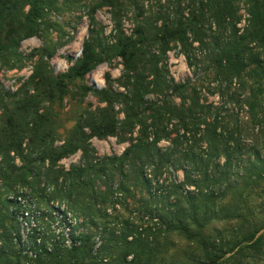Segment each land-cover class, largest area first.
Here are the masks:
<instances>
[{
    "label": "trees",
    "instance_id": "trees-1",
    "mask_svg": "<svg viewBox=\"0 0 264 264\" xmlns=\"http://www.w3.org/2000/svg\"><path fill=\"white\" fill-rule=\"evenodd\" d=\"M149 1L155 7L146 11ZM246 1L250 19L240 34L236 0L86 3L81 53L54 74L49 61L72 41L67 31L79 19L65 22L62 14L81 0H0V71L33 61L16 92L0 85V264H264V0ZM103 9L111 15L110 37L95 18ZM128 14L136 20L130 36L122 26ZM33 38L42 46L23 56L21 44ZM173 49L202 80L170 77ZM115 60L118 78L106 72L103 88L84 84ZM205 81L217 103L204 98ZM88 97L95 105L87 103L61 133L64 102L82 105ZM110 138L128 147L120 156L96 157L90 141ZM77 153L78 164L59 166ZM164 173L173 175L165 186ZM19 192L37 210L41 202L47 210L63 204L92 231L71 249L50 236L37 245L33 235L35 258L23 255V206L9 199ZM115 194L124 209L109 216ZM98 230L103 244L94 254Z\"/></svg>",
    "mask_w": 264,
    "mask_h": 264
},
{
    "label": "rangeland",
    "instance_id": "rangeland-1",
    "mask_svg": "<svg viewBox=\"0 0 264 264\" xmlns=\"http://www.w3.org/2000/svg\"><path fill=\"white\" fill-rule=\"evenodd\" d=\"M92 1L94 0H81V2L77 4V6L71 7V12H68L67 10H65L64 13L62 14L63 20L65 22H69V21L72 22V19H78V18L79 19L76 24L74 22L72 24V26L75 25V30L73 31L69 29L67 31L68 34H70V36L72 37V41L68 45L64 46L62 49L58 50L55 57L49 61L50 67L54 74H62L66 72L67 69L72 65L71 60H75L76 58L79 57L81 53V49H82V43L84 39L87 37V29L89 25V20L87 19V16L85 15L86 10L81 9L80 7ZM236 1L239 7V15L241 17V20L237 25V28L239 29V34H240L248 26L250 16L247 11V1L246 0H236ZM154 3H155L154 1L147 2L145 5L146 11L150 9L153 10L155 7ZM62 17L54 16L53 18L55 20L62 21ZM95 18H96V21L104 28L105 36L110 37L111 35H113L111 34L113 30V23L111 21V15L107 9L98 11L95 14ZM122 26H123V30L126 33V35L130 36L136 26L135 18L131 14H128L123 19ZM212 30H214V25H212ZM55 36L56 34L52 35L53 38H55ZM66 39L67 37L64 38V40ZM41 46H42V42L40 39H37V38L29 39L27 41H24L21 44L20 53L29 55L33 52V50L38 49ZM196 46L197 45H195V47ZM197 55L199 56V54ZM29 63L33 66V61L26 62V65H29ZM24 69L25 67L22 70ZM121 69L122 67L120 65L119 60L113 61L111 67H109L107 64L100 65L92 73L87 75V77L85 78L84 84L87 86H93L96 88H103L105 73L109 72L112 78L116 79L120 76ZM168 70H169L170 77L176 83L185 82L187 79L194 81V79L196 78H198L199 80H202L203 78L202 72L200 71V69L196 71V76L193 75V71L188 68L185 58L183 57L182 54H180L179 49H173V51H171L168 54ZM13 72L14 71H7L5 69H2L0 71V75H2L0 77V85H1V81L5 82L7 79H11L14 76ZM207 89H208L207 82L205 81V84L203 85L204 98L207 99L209 103H217L218 98L216 96H210L209 94H207ZM87 103H92L93 105H95V100L92 97H88L87 99L84 100V103L82 105L75 101H69L68 99L64 102L63 109L61 110V114L59 116V120L62 125V128L60 130L61 133L71 129L74 126L75 120H76L75 118L78 116V114L81 113V111L85 108ZM57 144L60 145L61 143H57ZM90 144L92 148L94 149L95 156L98 158H103L106 156L107 157L120 156L124 152V150L128 147L127 144L119 145L118 143H116L115 139L113 138L107 139L106 141H98L96 139H92L90 141ZM166 146L167 144L165 142H161L159 144L160 148H165ZM80 160H81V153H77L68 159L62 160L59 163V166L67 171L72 165L78 164ZM16 162H19V161L16 160ZM150 171L151 169L146 168V174L148 175V177L151 174ZM174 176L176 177L178 181L183 180V176L181 173H175ZM172 179H173V175L170 176V175H167V173L166 174L164 173L160 179V183L165 186V182L169 183ZM119 201H120V198H119ZM127 201H128L127 202L128 208L129 209L133 208L132 202L130 200H127ZM115 203H119V202H115ZM38 205H39L37 206L38 208L47 210V207L43 202L39 203ZM119 205L121 206V209L120 211H118V213H120L124 209L123 205H121L120 203ZM53 206L62 208L64 205L55 202ZM112 206H114V204L108 205L106 207V210L107 208L112 207ZM115 213L116 212H113L112 215ZM136 215L137 213H133L130 218V220L134 223H136L135 222ZM145 219L147 218L145 217ZM82 221L85 223V220L82 219ZM86 229L88 230V232L92 231L91 229H88L87 227ZM94 234H95V231H94ZM171 241L174 243L175 246H177L176 248H179V249L184 248L183 243L185 241L183 239L173 236L171 237Z\"/></svg>",
    "mask_w": 264,
    "mask_h": 264
},
{
    "label": "built area",
    "instance_id": "built-area-1",
    "mask_svg": "<svg viewBox=\"0 0 264 264\" xmlns=\"http://www.w3.org/2000/svg\"><path fill=\"white\" fill-rule=\"evenodd\" d=\"M22 55L27 56L28 54L22 53ZM13 73L14 76L11 79H7L5 82L1 81L2 88L9 93L16 92L29 79L32 74V65L29 63L24 70L14 71ZM119 198L120 195H114V200L117 202ZM9 199H15L16 202L23 206V211L19 213L17 220L20 225V242L24 247L23 255H27L30 258H35L28 245L29 237L33 235H36L37 245L41 244L43 236H50L53 242H59L63 248L71 249L79 247L81 245V235L89 233L83 227L84 222L67 212L64 206L62 208L53 206V209L50 210L40 208L37 210L33 202L28 197L23 198L20 192L17 197H9ZM120 209L119 203H115L114 206L107 208L106 213L110 216L113 212L120 211ZM94 235L93 253L96 254L103 244V233L98 230Z\"/></svg>",
    "mask_w": 264,
    "mask_h": 264
}]
</instances>
